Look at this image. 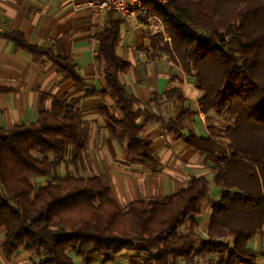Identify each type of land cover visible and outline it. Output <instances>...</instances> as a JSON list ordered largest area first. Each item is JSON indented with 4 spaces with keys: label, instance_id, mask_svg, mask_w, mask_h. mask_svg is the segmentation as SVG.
Masks as SVG:
<instances>
[{
    "label": "trees",
    "instance_id": "1",
    "mask_svg": "<svg viewBox=\"0 0 264 264\" xmlns=\"http://www.w3.org/2000/svg\"><path fill=\"white\" fill-rule=\"evenodd\" d=\"M148 16L163 22L171 41L170 49L166 43L158 47L162 37L153 39L151 49L160 59L170 55L185 75H194L206 123L211 113L230 119L224 127L207 126V138L182 133L194 115L188 110L165 122L168 133L211 165L212 182L224 192L211 208L206 236L197 233L202 205L210 197L204 177H193L162 198L133 201L124 210L103 176L59 177L58 169L68 160L73 165L83 161L85 130L78 108L44 94L34 123L0 127V228L6 259L23 250L38 259L35 264H73L70 253L84 264H112L125 253L129 264H197V259L255 264L248 243L264 233V0H173ZM121 27L118 15L108 11L107 24L96 36L104 83L99 92L87 89L70 57L32 45L18 31L0 32V39L35 60L51 62L83 97L109 98L113 112L101 109L109 138L122 145L129 160L154 172L159 160L142 128L162 119L142 110L120 82L131 67L117 55ZM40 178L49 179L39 186ZM210 256L218 261H208Z\"/></svg>",
    "mask_w": 264,
    "mask_h": 264
},
{
    "label": "crops",
    "instance_id": "2",
    "mask_svg": "<svg viewBox=\"0 0 264 264\" xmlns=\"http://www.w3.org/2000/svg\"><path fill=\"white\" fill-rule=\"evenodd\" d=\"M91 1L0 0V32L18 31L32 45L70 57L78 66L87 89L102 91L104 83L96 62V36L107 24L108 11L100 14L92 12L86 8ZM143 30L131 34L125 31L123 25L121 27L117 55L128 61L131 67L119 79L126 90L140 102L142 110L146 109L162 119L159 122H148L142 128V136L150 140L159 160L156 171L145 170L137 162L129 160L122 145L109 138L105 119L101 114V109L113 112V102L109 98L83 97L51 62L45 59L35 60L29 54L16 50L11 42L4 39H0V127L34 123L41 110L44 94L65 101L67 105L78 108L81 113L86 155L81 163L71 164L74 173L69 170L71 166L67 162L61 165L57 171L59 177H64L67 173L81 178L103 176L113 200L122 210L133 201L162 198L185 187L191 178L204 177L208 180L210 197L202 205L197 233L205 237L211 208L218 204L224 192L212 187L211 165L205 164L203 157L165 128L167 120L188 110L194 115L188 118L182 133L187 134L190 130L198 137H209L205 116L198 105L201 92L196 87L194 75H185L177 66L167 62L164 54L160 59L153 51L148 52L151 51V45L142 38L140 32ZM170 90L177 92L168 95ZM179 95L184 98L183 101L179 99ZM46 157L50 161L54 160L51 154ZM4 235L5 232L0 228V264L38 262L37 258L23 250L18 251L11 259H6L2 251ZM257 237L260 236L254 238ZM251 241L248 248L256 255L255 264H264V257L259 258ZM73 255L69 254L72 261ZM127 257L128 255H124L112 264H129ZM198 260L200 264H204L201 259ZM207 260L217 262L218 256H210ZM90 264L100 262L93 260Z\"/></svg>",
    "mask_w": 264,
    "mask_h": 264
},
{
    "label": "built area",
    "instance_id": "3",
    "mask_svg": "<svg viewBox=\"0 0 264 264\" xmlns=\"http://www.w3.org/2000/svg\"><path fill=\"white\" fill-rule=\"evenodd\" d=\"M172 2L173 0H92L86 5V8L96 14L114 11L121 19L125 31L133 34L144 29L151 19V16H148L151 10L148 4L165 7Z\"/></svg>",
    "mask_w": 264,
    "mask_h": 264
},
{
    "label": "rangeland",
    "instance_id": "4",
    "mask_svg": "<svg viewBox=\"0 0 264 264\" xmlns=\"http://www.w3.org/2000/svg\"><path fill=\"white\" fill-rule=\"evenodd\" d=\"M148 6L151 9H158L159 8L158 6L152 5V4H148ZM140 33L142 35V38L146 40V43L148 45L151 44V42L153 41V39L156 40L159 37H162V39H163L162 40V44L161 45L158 44V47L160 46L161 48H163V44L166 43V44H169V47L171 49V46H170V42L171 41L167 37V35L165 33V26H164L163 22L160 19H158L157 17L154 16V18H151L150 21L145 25L144 30L141 31ZM150 50L151 51H148V52L154 51L152 49H150ZM261 50H262V53H261V63H262V67H264V46L261 48ZM144 51H145V49H144ZM171 55L174 56V54H173L172 51H171ZM164 56H165L164 58H166L165 60L167 62H170L169 59H168L170 57V55L164 54ZM170 63L173 64L172 62H170ZM173 65H175V64H173ZM175 66H177L179 69H181L180 66H178V65H175ZM229 122H230V119H228V117H226L224 119H219L213 113H211L210 114V117L208 118V121L206 123V126H213L215 128H219V127L226 126V124H228ZM66 164L68 166H71V168L69 170L74 173L75 170H74V168L71 165V163H70L69 160L67 161ZM38 184H39V186L45 184V182L43 181V178H40L39 179ZM211 184H212V187H214L213 183H211ZM251 242L253 243V247L255 248V250L257 251V253L260 255L259 258L264 257V233H262V235L260 237L254 238ZM71 254H73V253H71ZM125 254L130 255L129 253H125ZM73 256H74L73 264H82L81 258L79 256H76L75 254ZM91 263H92V261H91ZM100 264H102V263H100ZM180 264H182V263H180ZM197 264H200L198 259H197Z\"/></svg>",
    "mask_w": 264,
    "mask_h": 264
}]
</instances>
